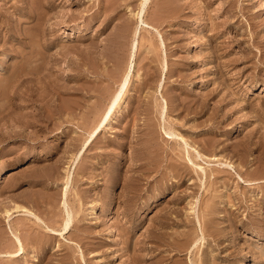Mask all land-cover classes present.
<instances>
[{
  "label": "rangeland",
  "instance_id": "374dc122",
  "mask_svg": "<svg viewBox=\"0 0 264 264\" xmlns=\"http://www.w3.org/2000/svg\"><path fill=\"white\" fill-rule=\"evenodd\" d=\"M0 0V264H264V0Z\"/></svg>",
  "mask_w": 264,
  "mask_h": 264
},
{
  "label": "bare ground",
  "instance_id": "6f19581e",
  "mask_svg": "<svg viewBox=\"0 0 264 264\" xmlns=\"http://www.w3.org/2000/svg\"><path fill=\"white\" fill-rule=\"evenodd\" d=\"M146 1H147V0H143V1H142L143 3H141V4L144 5V3H145Z\"/></svg>",
  "mask_w": 264,
  "mask_h": 264
}]
</instances>
